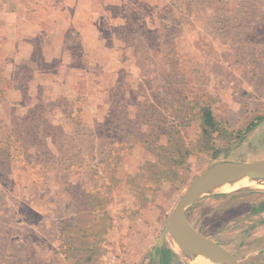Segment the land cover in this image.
<instances>
[{"label": "rangeland", "instance_id": "1", "mask_svg": "<svg viewBox=\"0 0 264 264\" xmlns=\"http://www.w3.org/2000/svg\"><path fill=\"white\" fill-rule=\"evenodd\" d=\"M34 3L0 0V264H193L157 246L188 183L264 157V0H117L90 26ZM261 198L186 213L251 255Z\"/></svg>", "mask_w": 264, "mask_h": 264}, {"label": "water", "instance_id": "2", "mask_svg": "<svg viewBox=\"0 0 264 264\" xmlns=\"http://www.w3.org/2000/svg\"><path fill=\"white\" fill-rule=\"evenodd\" d=\"M246 176H264V158L247 162L219 163L193 177L168 214L157 246H162L168 234L173 238L181 236L184 248L193 264H203L199 261L200 249L208 251L213 256L215 264H238L224 247L206 237L191 224L186 210L218 182Z\"/></svg>", "mask_w": 264, "mask_h": 264}, {"label": "crops", "instance_id": "3", "mask_svg": "<svg viewBox=\"0 0 264 264\" xmlns=\"http://www.w3.org/2000/svg\"><path fill=\"white\" fill-rule=\"evenodd\" d=\"M115 1L117 0H55V3H57L58 5L55 4L52 8H57L60 11L66 9H73V11L76 12L75 18L79 17V21L82 22L81 23L79 21H76V19L74 18V23L76 24V22H78L81 25L90 26L93 23L91 21V19H93L92 12L90 11L95 9H99L100 11H102L103 9L106 10V8L110 5L109 3L114 4ZM34 2L35 5L36 3H38L39 5L42 0H34ZM86 11H89L87 16H85ZM77 14L80 16H77ZM82 16H84L85 19H82ZM259 202L260 203H256L255 201L253 203V206L257 207V210L255 211L258 213L257 218L264 219V206H262L264 204V198H261ZM261 225L264 226V223L262 222ZM255 242L259 243V247L255 248L257 249V253L255 252L256 254L248 255V249L230 250L227 247H225V249L235 258L238 264H253L250 261L251 258H257L258 262L264 263V238H257L255 239Z\"/></svg>", "mask_w": 264, "mask_h": 264}, {"label": "bare ground", "instance_id": "4", "mask_svg": "<svg viewBox=\"0 0 264 264\" xmlns=\"http://www.w3.org/2000/svg\"><path fill=\"white\" fill-rule=\"evenodd\" d=\"M249 187L264 188V176H258V177L246 176L239 179L229 178L227 180L218 182L216 185H214L211 188V190L229 192L231 190L242 189V188L245 189ZM171 243L173 244L177 252L179 253L183 252L188 255L187 251L184 248L181 236H177L176 238L172 239ZM199 261L203 264H215L213 262V256L205 249H200Z\"/></svg>", "mask_w": 264, "mask_h": 264}, {"label": "trees", "instance_id": "5", "mask_svg": "<svg viewBox=\"0 0 264 264\" xmlns=\"http://www.w3.org/2000/svg\"><path fill=\"white\" fill-rule=\"evenodd\" d=\"M203 118H204V122L210 126H213L215 125V120H214V116L212 114V111L210 108L206 107L203 111ZM10 144L7 143V147L9 146ZM9 151V150H8Z\"/></svg>", "mask_w": 264, "mask_h": 264}]
</instances>
